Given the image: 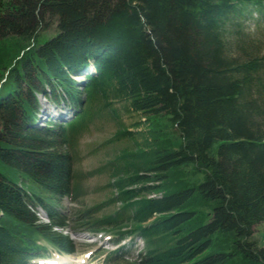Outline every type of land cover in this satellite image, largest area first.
<instances>
[{"label": "trees", "instance_id": "16d2710c", "mask_svg": "<svg viewBox=\"0 0 264 264\" xmlns=\"http://www.w3.org/2000/svg\"><path fill=\"white\" fill-rule=\"evenodd\" d=\"M250 7L264 26V0H0V264H29L46 243L75 250L59 207L77 197V138L116 103L167 116L182 143L157 131L120 152L116 209L80 211L78 228L139 235L144 250L118 264H264V51L245 31ZM90 67L82 86L73 77ZM38 94L76 118L36 126ZM220 234L228 250H212Z\"/></svg>", "mask_w": 264, "mask_h": 264}, {"label": "rangeland", "instance_id": "374dc122", "mask_svg": "<svg viewBox=\"0 0 264 264\" xmlns=\"http://www.w3.org/2000/svg\"><path fill=\"white\" fill-rule=\"evenodd\" d=\"M250 10L251 12L246 13L245 31L252 33L256 37V42L261 47L260 49L264 51V26L259 27L257 23L259 19L257 10L253 7H250ZM54 27L41 31L42 38H50L55 33ZM41 42L44 41H38V44ZM121 106V104L116 103L117 111L115 113L105 112L102 116L96 117L90 128L77 138L75 148L77 150V161L74 178L77 197L67 203L65 202L66 212L70 213L72 218V227L75 232L73 236L78 241L77 252L67 257L65 256V260L72 264L80 262V258L87 260L91 258L90 264H110L111 262L114 264L113 260L110 262L107 260V252H105V249L109 246V233H99L93 238L90 233L92 230L82 229L83 227L78 228L84 223L82 222L83 220H78L79 218L74 217V215L93 207H97L96 212L98 214L110 213L116 209L117 204L110 202L114 194L110 182L114 180L112 164H114V160L120 155V152L124 149L136 151L138 144L141 147L146 138L154 141L155 137L153 134L157 131L158 134H161L156 137H159L160 143L168 148H177L182 143L177 128L174 127L172 120L167 116H161L159 117L160 120L156 121L157 117L153 115L148 117L141 112L126 111ZM64 107L67 106L61 105L60 109L65 110ZM123 128L128 129L132 134L116 137L117 132ZM184 173L181 177H187L190 181L199 180L201 176L194 173V169L189 167H184ZM172 178L174 179V177ZM84 215L86 214L84 213ZM40 217L46 219L43 214H40ZM85 226H88V224H85ZM253 229L254 236L258 238L259 244L264 246V222L254 226ZM218 237L222 239L219 240L217 239ZM214 238L212 250H228L229 246L227 245L229 242L224 235H215ZM124 241L121 242L122 245L126 244L131 247V253L128 254L131 258H134L133 256L138 252L137 250L144 246L142 239L138 237L132 244H129L128 238ZM109 247H114V245ZM51 252L48 257H55L56 251L51 249ZM87 255L90 257L88 258Z\"/></svg>", "mask_w": 264, "mask_h": 264}, {"label": "bare ground", "instance_id": "6f19581e", "mask_svg": "<svg viewBox=\"0 0 264 264\" xmlns=\"http://www.w3.org/2000/svg\"><path fill=\"white\" fill-rule=\"evenodd\" d=\"M79 78H81V76Z\"/></svg>", "mask_w": 264, "mask_h": 264}]
</instances>
